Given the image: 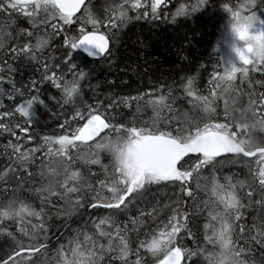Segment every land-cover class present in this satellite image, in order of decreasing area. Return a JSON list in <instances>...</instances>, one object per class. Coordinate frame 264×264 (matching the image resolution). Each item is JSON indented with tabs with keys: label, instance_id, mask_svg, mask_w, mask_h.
I'll use <instances>...</instances> for the list:
<instances>
[{
	"label": "snow or ice",
	"instance_id": "snow-or-ice-1",
	"mask_svg": "<svg viewBox=\"0 0 264 264\" xmlns=\"http://www.w3.org/2000/svg\"><path fill=\"white\" fill-rule=\"evenodd\" d=\"M206 3L208 0L182 3L175 16L194 13ZM125 5L129 7L125 8ZM162 5L167 6L166 0H124V4L118 6V24L112 17H108L107 23L97 19L85 5V0H0V14L7 13L9 18L13 14L23 16L37 30L41 24L47 26L50 21H62V24H50L53 33L36 35L35 44L22 43L12 49L17 56L22 54L29 61L37 60V53L43 51L51 36L62 31L63 26L80 22L75 35L63 38V47L69 50L64 63L72 79H67L66 74L48 75V65H44L42 73V81H51L61 91L63 104L74 106L71 120L65 119L60 125L64 133L45 135L42 144L38 143L27 151H21L19 144L5 146L6 153L9 146L13 150L15 159L12 160L11 155L9 159L15 167L0 173V180H4L9 172L20 175L21 170L31 177L28 166L35 163V154L45 147L46 155L61 159L64 167L62 173L48 167V184L28 189L39 199L38 208L20 199L16 188L11 192L13 198L6 204H0V242L5 245L0 248V264H38L40 256L49 249L51 237L48 233L55 226L54 219L62 215L71 217L78 209L87 207L97 211L108 210L110 215L101 216L98 223L93 221L91 234L75 230L67 245L59 243L57 264H148L142 258L141 249L151 255V264H192L194 257L201 258L199 264H264V141L256 143L251 139L257 127L264 131V92L256 95L251 90L253 82L248 79L252 72L264 73V0H244L237 5L225 2L222 5L231 14V31L243 42L242 48L233 46L241 66L225 67L223 75L218 69L214 70L208 96L196 94L193 91L194 79L187 80L184 91L188 97L195 96L197 100L204 101L203 111L208 113L206 118L193 119L187 113L181 114L175 107L176 100L171 95L170 86L167 97L161 94L158 100L147 101L158 118L151 124L126 123L117 118L119 113L116 109L121 104L139 101L142 96L124 97L119 103L112 100L107 108L102 104L82 103L81 81L89 73L71 62L72 52L84 48L89 55L101 59L110 56L109 40L115 38L113 29L133 18L157 20L163 11ZM128 11H136L137 14L129 17ZM77 13L81 15L77 16ZM89 24L91 30L87 28ZM102 25L108 29V35L101 32ZM0 34H6L3 28H0ZM19 35L21 39L30 41L34 33L22 29ZM2 47L3 42L0 41ZM9 68L15 70L11 65ZM237 73L241 84L248 81V90L235 84ZM3 79L0 76V81ZM9 83L12 84V92L6 94L10 100L17 94L24 95L14 81L9 80ZM256 83L264 87V79ZM36 84V80H31L29 92L35 90L37 94L16 108V112L27 118L29 124L35 123V104L47 107L40 99ZM0 94H5L2 87ZM224 95L231 97V103L224 99L221 121L216 101ZM243 95L249 97L248 106L242 108L239 118H236V105ZM78 99L81 106H76ZM212 104L216 106L210 107ZM3 107L0 102V108ZM164 109L169 115L160 120ZM0 115L11 116L12 113L5 111ZM73 123L77 126L67 131ZM16 127L28 131L20 124ZM0 129L15 135L13 129L3 123H0ZM52 145L59 147L53 150ZM81 149H87V152L82 155ZM102 154L110 157V168L102 164ZM78 159L103 168V178L95 177L99 189L88 184L89 191L94 193L91 199L82 192L84 180L81 174L72 171ZM226 165L237 166L240 171L247 169L244 179L239 178L240 171L217 175ZM44 176L41 171V177ZM53 176L57 179H50ZM60 176H63L62 180ZM0 191L8 194L9 190L3 187ZM201 192L208 196L207 200L199 195ZM161 194L167 196L169 203L165 207L172 212L168 223L163 230L153 231L150 238L149 233H144L146 238L142 240L139 239V230L133 228L138 240V246L133 248L135 241L130 239L127 225L118 226L114 216L126 212L130 205L142 204L145 208L151 207V211L138 208L141 216L154 218ZM61 201L67 206L65 213L57 207ZM188 201L193 202L188 208L195 210L200 204L203 206L200 210L207 211L209 222L204 225L202 240L189 228L195 212L190 213L184 207ZM248 210L255 213L250 219L246 216ZM26 220L31 228L25 227ZM32 220L38 222L32 223ZM132 223L136 224V221ZM182 233L192 239L195 247L189 248L181 242ZM132 256L136 257L135 260L131 259Z\"/></svg>",
	"mask_w": 264,
	"mask_h": 264
},
{
	"label": "trees",
	"instance_id": "trees-1",
	"mask_svg": "<svg viewBox=\"0 0 264 264\" xmlns=\"http://www.w3.org/2000/svg\"><path fill=\"white\" fill-rule=\"evenodd\" d=\"M238 0H208L201 9L188 15L175 16V13L182 3H191L192 0H175L174 6L166 8L161 12L160 18L152 19H130L123 26L113 29L115 38L110 39L111 55L100 61H91L80 55L76 50L72 52L71 62L78 69H83L89 73L81 81L82 84V103L85 104H102L103 108L116 100L118 103L124 97L142 96L143 99L130 100L127 105L121 104L116 112L117 117L123 122L134 121L137 124L144 122L152 123L157 120V113L153 107L147 103L148 100H158L161 94L168 96L169 86L172 89V97L175 98V107L179 108L181 114L187 113L190 118L202 119L206 118L208 113L203 111L204 101L197 100L195 96L188 97L184 91L188 79H194L193 91L200 97L208 96L209 89L212 85L209 81L212 79L213 71L221 69L220 61L215 54L214 47L217 40L219 30L225 19L227 11L223 8L225 2L233 5ZM124 4V0H88L86 6L90 8L93 16L107 23L108 17H112L118 24L116 17L119 15L118 6ZM129 5H125V8ZM142 11V10H141ZM150 11V9H149ZM83 12V9L82 11ZM136 11H128L129 17H135ZM81 15L79 13L77 16ZM175 18L173 19V17ZM14 21V23H13ZM51 23L62 24V21L53 20L49 24H41L39 29L33 28L23 16L13 14L10 18L7 13L0 14V28L5 30L6 34H0V41L3 42V47L0 48V76H3V81H0V87L4 89L5 94H0V102L4 107L0 108V113L5 111L11 112V116L0 115V123H3L13 129L15 135L5 132L0 129V173L6 171L9 167H15L12 160L15 159L13 150L9 146L7 153L5 146L11 144H19L21 151H27L34 148L37 144H42V137L45 135H60L64 133L60 125L65 119L71 120L73 105H64L61 99L62 93L57 89L51 81H42V73L45 71L44 65H48V75L53 73L56 76L66 74L67 79H72V74L67 72V64L64 63L66 54L69 51L63 47V38L65 35L72 36L78 32L80 22L71 26H63V30L56 32L51 36L48 45L41 53H37V60L29 61L22 54L17 56L12 49L18 48L22 43L31 42L35 44L36 35H45L53 33L50 27ZM87 28L91 30L89 24ZM24 29L32 31L34 36L29 40L20 38V31ZM101 32L108 35V29L103 25ZM15 70H10L9 66ZM253 82L252 91L259 95L264 92V87L257 81L264 79V73H255L248 78ZM9 80L14 81L16 88L24 92V95H15L13 99H9L6 93L12 92V84ZM31 80H36V89L39 90L40 99L44 100L47 107L40 104H35V123H27V118L22 117L16 108L19 107L25 100L30 99L31 95L37 94L35 90L31 93ZM235 84L243 89L248 90V81L245 80L241 84V78H237ZM219 91V89H218ZM224 99H228L231 103V97L224 95L222 99L216 101L219 105L218 111L221 113L220 120L223 121ZM191 101V103H189ZM171 102L170 100L168 101ZM249 97L243 95L240 102L236 105V118H239V112L242 108L248 106ZM216 104L210 105L215 107ZM81 106V101L78 99L77 105ZM139 107V110L137 108ZM111 112V109H108ZM231 114V109H230ZM169 115L167 109L160 113L159 119ZM20 124L28 131H22L16 127ZM77 125L72 124L71 131ZM34 139L29 140V137ZM17 137L20 140H17ZM253 142L260 143L264 141V131L258 127L251 134ZM53 150L59 145H52ZM87 152V149H81V154ZM47 148H42L39 153L35 154L36 161L33 165L28 166V172L32 173L29 177L27 172L21 170L20 175H13L9 172L4 180H0V188L7 187L8 194L0 191V204H6L12 199V189H17V195L25 202L31 203L38 208L39 199L35 194L29 191L30 188H39L47 185L49 182L48 167L55 168L61 173L63 172L64 163L61 159L55 156L46 155ZM12 156V160L9 156ZM102 164L111 166L110 157L107 154L101 156ZM41 171L45 173L41 177ZM72 171H77L81 174L84 180L82 192L87 195L88 199L94 193L88 189V184L99 189L98 180L95 177L103 178V168L100 165H92L85 163L83 159H78L73 164ZM230 171H240L237 166H225L218 172L217 175L228 174ZM247 169L240 171L239 178L244 179ZM55 180L57 177H50ZM59 179H63L60 176ZM204 200L208 196L201 192L199 194ZM169 203L167 196L161 194L158 212L152 216H141L138 208H144L145 212H150L151 207L145 208L144 205H130L129 209L124 213H117L114 219L118 226L127 225L128 235L133 243V248L138 246L137 232L133 228L139 230V239H145L144 233H149V237L153 231L159 232L164 229V225L168 223L172 212L165 205ZM193 202L188 201L184 206L188 208ZM57 207L62 213H65L67 206L61 201ZM202 205L197 204L196 209L188 208L189 212H195L189 221V228L193 233L203 239L204 225L208 223L207 211L202 209ZM55 210H53V213ZM90 213H95L90 215ZM255 213L252 210L246 212V216L251 218ZM108 210L100 209L99 211L90 207L78 209L77 212L68 217L62 215L60 218L54 219V227L48 233L51 237L48 251L40 256L38 264H57L56 250L59 243L67 245L68 240L75 235V230L87 232L91 234L94 231L93 221L99 222L101 216H108ZM31 219V218H29ZM135 220L136 224L132 221ZM38 221L32 220V223ZM47 226V225H46ZM25 227L31 228V224L25 221ZM170 230V229H169ZM183 235L182 243L189 248L195 247L192 239L185 234ZM5 247L3 242H0V248ZM142 258L144 261L151 264L152 257L150 254L141 249ZM135 256L131 259L135 260ZM201 258L194 257L192 264H199Z\"/></svg>",
	"mask_w": 264,
	"mask_h": 264
},
{
	"label": "rangeland",
	"instance_id": "rangeland-1",
	"mask_svg": "<svg viewBox=\"0 0 264 264\" xmlns=\"http://www.w3.org/2000/svg\"><path fill=\"white\" fill-rule=\"evenodd\" d=\"M244 0L236 1L233 5H237L243 3ZM196 0H192L190 4H195ZM164 8V5L161 6ZM198 11V10H197ZM177 12V11H176ZM235 47H243V42L239 41L238 38L231 31V14L227 12L225 19L222 23V26L219 30V34L217 40L215 42L214 51L217 57L219 58L221 69L220 74L223 75L225 67H231V65L235 64L236 66H241L238 63V56L236 55L233 46ZM255 73H261L260 71L252 72L250 75ZM237 78H241L240 74L237 73ZM209 222V220H208ZM196 264V263H194Z\"/></svg>",
	"mask_w": 264,
	"mask_h": 264
},
{
	"label": "water",
	"instance_id": "water-1",
	"mask_svg": "<svg viewBox=\"0 0 264 264\" xmlns=\"http://www.w3.org/2000/svg\"><path fill=\"white\" fill-rule=\"evenodd\" d=\"M88 0H85V5L87 3ZM83 9V8H82ZM81 9V11H82ZM79 13H77L78 15ZM88 47H91V46H88ZM109 48H110V40H109ZM77 52L81 53L85 58H87L88 60H91V61H98V60H101V58L95 56V55H89L88 52H86L84 50V48H79V49H76ZM238 63L240 64L239 62V59H238Z\"/></svg>",
	"mask_w": 264,
	"mask_h": 264
},
{
	"label": "flooded vegetation",
	"instance_id": "flooded-vegetation-1",
	"mask_svg": "<svg viewBox=\"0 0 264 264\" xmlns=\"http://www.w3.org/2000/svg\"><path fill=\"white\" fill-rule=\"evenodd\" d=\"M175 0H166V7L163 8V10H165L166 8H170L172 6H174Z\"/></svg>",
	"mask_w": 264,
	"mask_h": 264
},
{
	"label": "bare ground",
	"instance_id": "bare-ground-1",
	"mask_svg": "<svg viewBox=\"0 0 264 264\" xmlns=\"http://www.w3.org/2000/svg\"><path fill=\"white\" fill-rule=\"evenodd\" d=\"M240 1H242V0H240ZM79 53V52H78ZM80 55H82L81 53H79ZM83 56V55H82ZM84 57V56H83ZM102 60V59H101ZM98 61H100V60H98Z\"/></svg>",
	"mask_w": 264,
	"mask_h": 264
}]
</instances>
